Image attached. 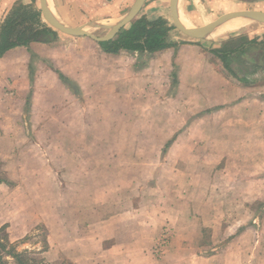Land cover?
Wrapping results in <instances>:
<instances>
[{"label":"crops","instance_id":"obj_1","mask_svg":"<svg viewBox=\"0 0 264 264\" xmlns=\"http://www.w3.org/2000/svg\"><path fill=\"white\" fill-rule=\"evenodd\" d=\"M150 1L152 0H146L134 21L142 17L140 14L149 7ZM190 1L195 5L196 0H180L181 12L183 6L188 9ZM221 1H224L226 8L229 6L228 10H232L225 14L243 11L236 10L242 8L264 12V0ZM19 2L41 11L40 1L37 6L35 0H16L13 6ZM48 2L65 25L84 27L94 35L104 37L111 28L91 29L90 26L115 25L130 12L136 0ZM146 14L144 16L149 20L163 17L155 11H146ZM133 22L123 29L129 28ZM55 31L56 38L50 43L33 42L27 47L18 46L0 57L1 160L3 165L5 162L8 165L9 160L14 157L10 164L22 167L24 164L20 156L30 152V156L34 155L28 157L31 165L39 168L29 173L31 175L24 173V168L19 167L18 171L17 168L14 169L18 178L13 181L15 184L0 175V186L12 187L9 188L10 192L25 190L31 195L29 203L32 208L22 214L30 212L21 224L22 228L27 229L25 233L17 237L12 232L17 228L15 222L10 219L0 222V228L6 229L9 240L12 243L20 242L30 237L43 224L44 229L49 232L46 236L49 250L45 252L49 254L53 250V232L63 231L65 222L62 213L68 204L64 203L63 206L61 203L48 202L45 198L53 199L56 195L53 198L44 197L46 188L42 183H48L49 189L57 186L55 183L60 174L54 173V162L48 153L49 141L52 142L56 134H68L70 131L67 125L53 124L68 120L70 112L76 109L75 118L82 122L88 118L96 121L113 119V126L109 129L113 133L136 132L166 136L159 167L160 175L165 167H172L173 191H177L176 178L186 177L189 182L187 188L179 194L180 198L193 202L197 197V194L191 196L190 192L194 189L191 188L192 181L201 182L203 179L200 170L207 171L211 166L222 168L219 182L215 184L212 183L213 180L210 181L212 184L209 188L212 190L205 195L200 210L194 211L192 220L188 223L176 222L174 235L180 236L181 233L183 238H174L171 247L178 246L176 242L183 240L185 243L177 252L186 258L171 251L167 256L181 258V264H194L195 258L198 259V251L193 249L198 233L196 214L210 219L209 229L205 226L200 230L205 232L213 229L216 233L224 222L225 214L238 212L235 207L239 205L234 207L227 199H239V203L240 199L254 198L257 206L259 205L256 206V220L246 222L239 217L240 225L235 233L230 235L222 248L213 245L218 248L204 259L209 260V264H244V258L242 260L239 253L240 249L244 251V247L240 246V239L255 229L256 264H264V66L256 65L253 61V68L246 69L240 65L233 66L231 59L230 68L244 71L241 75L232 74L224 67L222 60L210 52L221 48L225 40L218 47L183 41L155 53L121 51L114 55L106 53L101 43L91 38L74 37ZM220 61L223 70L219 67ZM60 75L67 81L62 80ZM86 101H117L120 106L117 109L103 110L95 107L98 105L95 104V110L85 113ZM139 102L143 105H138ZM147 102L152 104L148 105ZM118 119L121 122L116 123ZM41 136L47 140L44 141ZM219 197L221 203H214V198ZM179 215H176L177 221L183 217V213ZM113 218L115 217L104 219L98 226L109 221L112 223ZM233 223L234 221L227 224L225 229L231 230L235 227ZM132 225L135 224H126L125 228L118 231L116 239L109 241V246L104 247V239L99 251L103 255H98L115 262L124 260L122 257L127 256L126 247L120 245V239L121 235H125L123 231L132 230ZM94 226L96 225L88 223L85 228ZM29 231L32 233L28 234ZM94 233L95 231L89 240H97L96 237L99 236ZM186 233L187 238L184 239ZM132 240L142 241L135 238ZM234 243L236 244L233 245ZM144 245L149 246L147 241ZM90 250L91 245L81 249L88 252ZM118 250L120 253H117ZM144 253L147 255L148 251ZM79 260L81 264L87 263L84 259L75 262ZM71 263L76 264L74 261Z\"/></svg>","mask_w":264,"mask_h":264},{"label":"rangeland","instance_id":"obj_2","mask_svg":"<svg viewBox=\"0 0 264 264\" xmlns=\"http://www.w3.org/2000/svg\"><path fill=\"white\" fill-rule=\"evenodd\" d=\"M15 1L3 0L0 3V24L14 7ZM23 1L28 2L30 0ZM35 1L38 6L39 0ZM223 2L221 0H202L201 2L196 0L195 5H193V2L190 1L188 9L183 6L182 12L194 27H203L216 21L225 15L227 11H232L228 10L229 6L226 8ZM148 6L144 12H141L140 16H144L146 11L148 13L155 11L161 13V16L167 18L174 26L171 0H152L148 3ZM231 7H234V5L231 4ZM236 10L250 11L248 8ZM234 25H240L241 29L232 33L230 29ZM227 27H225L226 32H223L225 29L222 31L224 34L218 32L213 39L208 38L201 41L186 37L176 28L170 32V35L175 42L185 41L190 44L198 42V45L206 47L213 45L218 47L222 40L226 41L231 37H236L235 41L229 45L234 48L245 43L249 38L261 40L264 37V24L254 21L239 20ZM255 51L251 49L246 56L234 53L231 56L233 66L240 65V67L243 66L246 69L253 68V61L256 62ZM214 59L217 58L214 57ZM219 67L223 70L221 61ZM86 104L85 113L89 110H95V107L110 110L117 109L120 106L117 101H86ZM95 104L98 105L94 107ZM137 104L143 105L142 102ZM146 104L151 105L152 103L147 102ZM75 117L76 109H73L68 120L53 121L55 122L53 125H67L70 132L68 134H56L52 142L49 141L48 153L54 162V173L60 174V177L55 183L57 186L50 187L51 189H49L48 183H42L46 188L44 197L52 196L53 198L56 195V198L45 199L54 204L61 203L63 206L64 203H67L68 206H65L62 213L63 222H65L63 231L56 230L53 232V238L51 239L53 250L49 254L40 255V257H44L48 264H67V262L72 264L71 261L81 264L80 260L75 262L78 259H84L88 264H181L179 259L184 256L177 251L182 249V244L185 242L180 239L176 242L178 246L171 247L174 238H183L181 233L180 236L174 235L176 222L188 223L192 220L194 211L200 210V204L205 199V195L212 190L209 185L219 182L222 168L211 166L207 171L200 170L203 179L201 182L192 181L191 188L194 189L190 192L191 196L197 194V197L194 198L193 202L187 198H180L179 194L187 188L189 182L186 177L176 178L177 191H173L172 178H174V175L172 167H165L162 175H160L159 167L166 136L143 135L136 132L129 134L113 133L109 131L113 126V119L96 121L88 118L82 122ZM117 122H121V119H118ZM78 126H82V128H78ZM97 129L106 131L98 132ZM41 139L47 140L43 136H41ZM30 155L29 152V154L20 156L24 164L22 167L10 164L14 157L9 160L8 165H6V162L3 165L0 157L1 177L14 183L13 181L18 179L15 176L14 169L17 168L18 171L19 167L24 168V173L28 175H31L29 173L32 171L38 170V167L31 165L32 162L29 159L34 155ZM13 173L14 178L12 177ZM212 180L213 182L210 183ZM9 188L12 187L0 186V222L7 219L15 222L17 228L12 232L19 237L27 231L26 228L21 227V224L30 215V212L22 214L32 208L29 203L31 195L24 192L25 190L10 192ZM227 200H230V205L234 207L239 205V207H235L238 212L225 214L224 222H222L219 227L220 230L218 229L216 233L213 232V229L205 232L200 230L205 226L209 229L210 219L196 214L195 222L198 226V233L193 243V249H197L198 259L195 258L196 262L194 264H209V260L204 258L212 255L216 248H222L230 235L235 233L238 225H240L239 217L246 222L256 220V199H240L239 203H237L239 199H234L236 202L233 199ZM214 203L220 204L221 197L214 198ZM126 211L130 212L123 214ZM242 211L243 213H241ZM181 213H183V217L177 221L176 215H181ZM112 216L115 217L112 219V223L109 221L103 226H98L104 219L109 220ZM115 220L117 221L115 222ZM233 221L235 227L226 230L225 226ZM88 223H93L96 226L87 229L85 226ZM132 223L135 224L132 225V230L123 231L125 235H121L120 239V245L126 247L127 256L122 257L124 260L115 262L100 257L98 254L103 255L102 252L99 253L102 247L101 242L106 239L104 247L109 246V241L116 239V233L125 228L126 224ZM37 229L33 233L29 231L28 234L32 233L30 234L31 237L26 244L20 245L19 250L28 249L39 252L43 249L45 238L49 232L44 229L43 224H40ZM93 231H95L94 235L99 236L96 237L97 240L95 241L88 239L92 237ZM132 238L142 239L143 242L132 240ZM185 238H187V233L184 236ZM146 241L149 246L144 245ZM240 241V246L244 247V251L240 249L239 253L242 260L244 258V264H256V230L252 229L250 233L241 237ZM87 245H91L90 252L81 251ZM213 245L218 247H213ZM60 251L62 252L59 253ZM145 251H148L147 255H145ZM170 251L177 252L179 254L177 256H181V258L176 259L167 256V253H171ZM117 253H120V250ZM87 263L85 262V264Z\"/></svg>","mask_w":264,"mask_h":264},{"label":"trees","instance_id":"obj_3","mask_svg":"<svg viewBox=\"0 0 264 264\" xmlns=\"http://www.w3.org/2000/svg\"><path fill=\"white\" fill-rule=\"evenodd\" d=\"M175 27L165 17L149 20L145 16L134 21L129 28L120 31L118 36L109 42L101 43L104 51L110 54H119L121 51L132 53H155L177 45L170 38V32ZM56 38V31L49 27L43 20L42 13L35 7L21 2L14 5L5 20L0 24V57L8 50L18 46H29L33 42L50 43ZM236 37L225 41L221 48L212 49L210 52L221 59L224 67L232 74H242L243 69L230 68L231 56L236 53L246 56L249 51L256 50V65L264 66V37L248 40L238 47H230ZM248 47V48H246ZM254 59V57H252ZM62 80L66 78L60 75ZM31 237V236H30ZM24 240L12 243L5 228H0V264H47L41 254L49 250L48 241H44L41 251L33 252L28 249L19 250Z\"/></svg>","mask_w":264,"mask_h":264},{"label":"water","instance_id":"obj_4","mask_svg":"<svg viewBox=\"0 0 264 264\" xmlns=\"http://www.w3.org/2000/svg\"><path fill=\"white\" fill-rule=\"evenodd\" d=\"M1 1L2 0H0V2ZM39 1H40L43 20L50 27L70 36L88 37L98 43L109 42L113 40L120 33V31L124 27H126V25L130 24L137 18V16L139 15L140 11L142 10L146 2V0H136L130 12L120 21H118V23H116L115 25L109 26V25L94 24L90 26L91 29L98 27L111 28V31L106 36L98 37L84 27L74 28L65 25L58 19L55 12L52 10L48 0H39ZM171 10L173 14L172 17H173L174 27L178 29L186 37L197 41L211 38V35L219 27L223 26L224 24L230 21L245 19L248 21H254L256 23L264 24V12L250 10V11H238V12L227 13L221 16L220 18H218L216 21L209 23L206 26L198 27V28L196 27L189 28L182 22L180 0H171Z\"/></svg>","mask_w":264,"mask_h":264},{"label":"bare ground","instance_id":"obj_5","mask_svg":"<svg viewBox=\"0 0 264 264\" xmlns=\"http://www.w3.org/2000/svg\"><path fill=\"white\" fill-rule=\"evenodd\" d=\"M184 15L185 14H182V12H181V18H182V22L187 26V27H189V28H194V26L192 25V23L186 18V16L184 17ZM239 20H245V19H239ZM239 20H234V21H230V22H228V23H226V24H224L223 26H221V27H219L212 35H211V38L213 39L215 36H216V34H218V32H219V34L223 31V32H226V28L225 27H230V25H232L233 24V22H235V21H239ZM227 27V28H228ZM241 26L240 25H234V26H232L231 27V29L233 28V30H231L230 29V32H232V33H234V31H238V30H240L241 28H240ZM221 33V34H224V33Z\"/></svg>","mask_w":264,"mask_h":264}]
</instances>
